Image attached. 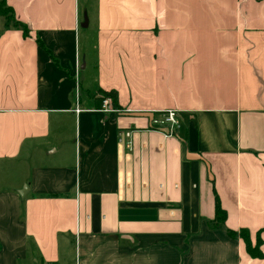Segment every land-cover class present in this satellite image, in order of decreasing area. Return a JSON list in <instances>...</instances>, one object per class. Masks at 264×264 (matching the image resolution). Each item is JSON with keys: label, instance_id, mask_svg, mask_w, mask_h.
I'll use <instances>...</instances> for the list:
<instances>
[{"label": "crops", "instance_id": "crops-1", "mask_svg": "<svg viewBox=\"0 0 264 264\" xmlns=\"http://www.w3.org/2000/svg\"><path fill=\"white\" fill-rule=\"evenodd\" d=\"M6 3L0 264H264V0Z\"/></svg>", "mask_w": 264, "mask_h": 264}, {"label": "trees", "instance_id": "trees-1", "mask_svg": "<svg viewBox=\"0 0 264 264\" xmlns=\"http://www.w3.org/2000/svg\"><path fill=\"white\" fill-rule=\"evenodd\" d=\"M0 17H4L6 27H11L15 29H19L22 32L24 37H30L31 32L26 24L15 19L13 11L10 6L7 5L6 0H0ZM35 42L38 47L45 51L49 59L59 67V62L56 60L52 54V52L44 45L42 40L39 37H35ZM109 97L112 100V107H117V97L115 91H102L100 92V96L96 98L99 101L98 108L101 106L102 99ZM226 218V212L221 207L220 202L215 196L214 202V218L209 222L210 227L215 229L222 227ZM224 232L227 234L229 238L236 239L239 238L242 240L244 244V248L248 255L253 258L260 259L263 257L262 245L264 241V228L259 229L254 234V241L251 239V234L249 230L242 228L240 230H231L224 229Z\"/></svg>", "mask_w": 264, "mask_h": 264}, {"label": "built area", "instance_id": "built-area-1", "mask_svg": "<svg viewBox=\"0 0 264 264\" xmlns=\"http://www.w3.org/2000/svg\"><path fill=\"white\" fill-rule=\"evenodd\" d=\"M100 110L102 112H106V113L114 111V109L112 107L111 98L106 97V98L102 99ZM75 111L80 112L81 109L78 108ZM162 123L168 124L169 128H170L169 131L171 132L172 131V126L175 125V123H176V111L169 110V111L165 112V117H164ZM125 135H126L127 138L129 137V133H125ZM129 144H130V142L127 143L128 147H129Z\"/></svg>", "mask_w": 264, "mask_h": 264}, {"label": "water", "instance_id": "water-1", "mask_svg": "<svg viewBox=\"0 0 264 264\" xmlns=\"http://www.w3.org/2000/svg\"><path fill=\"white\" fill-rule=\"evenodd\" d=\"M127 114L131 116L147 117L149 118L150 121H152V118H153V113L151 112H128ZM19 194L20 196H22L21 193Z\"/></svg>", "mask_w": 264, "mask_h": 264}, {"label": "rangeland", "instance_id": "rangeland-1", "mask_svg": "<svg viewBox=\"0 0 264 264\" xmlns=\"http://www.w3.org/2000/svg\"><path fill=\"white\" fill-rule=\"evenodd\" d=\"M80 47H81V50H82V47H83V30L82 29H80Z\"/></svg>", "mask_w": 264, "mask_h": 264}]
</instances>
